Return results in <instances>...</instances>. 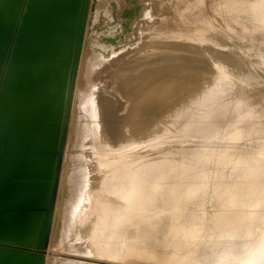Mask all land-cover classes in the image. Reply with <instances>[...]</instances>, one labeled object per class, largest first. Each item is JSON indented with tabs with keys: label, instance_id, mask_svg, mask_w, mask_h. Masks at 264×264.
Instances as JSON below:
<instances>
[{
	"label": "bare ground",
	"instance_id": "6f19581e",
	"mask_svg": "<svg viewBox=\"0 0 264 264\" xmlns=\"http://www.w3.org/2000/svg\"><path fill=\"white\" fill-rule=\"evenodd\" d=\"M183 2L89 1L45 264H264L261 125L237 88L262 80L264 46L211 33V0Z\"/></svg>",
	"mask_w": 264,
	"mask_h": 264
},
{
	"label": "water",
	"instance_id": "95a60500",
	"mask_svg": "<svg viewBox=\"0 0 264 264\" xmlns=\"http://www.w3.org/2000/svg\"><path fill=\"white\" fill-rule=\"evenodd\" d=\"M89 1L0 0V264H45Z\"/></svg>",
	"mask_w": 264,
	"mask_h": 264
},
{
	"label": "rangeland",
	"instance_id": "374dc122",
	"mask_svg": "<svg viewBox=\"0 0 264 264\" xmlns=\"http://www.w3.org/2000/svg\"><path fill=\"white\" fill-rule=\"evenodd\" d=\"M207 0H192V3H203V2H206ZM212 1V3H211V22H213V23H211L212 24V27H211V31H213V32H211V33H214V35H221L220 33H222V35L224 34L223 33V31L224 32H226L225 34H228L229 33V35H231L232 37H238V36H240V39H242L243 37L245 38V36H247V38L246 39H243V40H245V41H248V42H250V43H248L249 45H251L252 46V44H253V41L255 42V40H256V44H253V46H257V45H260V46H262L261 44H263V46H264V0H220V1H218V0H211ZM260 1V2H259ZM250 2V3H249ZM146 3V2H145ZM180 3H181V5L183 6L184 5V2H183V0L181 1L180 0ZM221 5V6H220ZM222 6H223V8H222ZM252 7V8H251ZM205 9V8H204ZM213 10V11H212ZM241 10V12H244L245 14H247L248 15V19H242V18H240V17H237V16H229V14H228V11H232V12H239ZM252 12V13H251ZM254 13L256 14L255 15V17H254ZM262 13V14H261ZM216 15V16H215ZM253 15V16H252ZM260 15V16H259ZM257 16V17H256ZM217 18V20H214V19H216ZM224 18V19H223ZM258 18V19H257ZM263 19V21L261 20V19ZM220 20V21H219ZM218 21V22H217ZM223 21V22H222ZM251 21V22H250ZM258 21V22H257ZM262 22H263V24H262ZM257 24H258V26H257ZM260 24V25H259ZM225 25V26H224ZM263 25V26H262ZM189 26H191L190 24H189ZM214 26V27H213ZM215 26H217V27H215ZM256 26V27H255ZM261 26V29L259 28ZM237 27V28H236ZM247 27H248V29H249V31H247L248 29H247ZM255 27V28H254ZM199 29L200 28H202L201 29V34L202 35H204V33H206V31H205V29L201 26V27H198ZM229 28H231V29H229ZM213 29V30H212ZM216 29V30H215ZM226 31H225V30ZM247 31H245V30ZM204 30V31H203ZM255 30V31H254ZM259 30V31H258ZM198 31V32H199ZM253 31V32H252ZM199 32V33H200ZM217 32H220V33H217ZM255 32V33H254ZM198 33V34H199ZM234 33V34H233ZM201 34L199 35V36H201ZM255 36H254V35ZM261 34V35H260ZM238 35V36H237ZM250 35V36H249ZM252 35L254 36V37H252ZM260 35V36H259ZM263 35V36H262ZM258 36V37H257ZM263 38H262V37ZM248 37H249V39H250V41H249V39H248ZM250 37H252V38H250ZM260 37H261V39H260ZM215 39V38H214ZM213 38H212V42L211 43H215V41H216V43H218L219 41L218 40H214ZM217 39V38H216ZM251 39H253V41L251 40ZM258 39V40H257ZM214 40V41H213ZM243 40H241L244 44H245V41H243ZM261 40V41H260ZM263 40V41H262ZM218 41V42H217ZM223 41V40H222ZM257 41L259 42V44L257 43ZM240 42V41H239ZM263 42V43H262ZM242 43V44H243ZM246 43V45L244 46H242V47H244V49L242 50V52H244V50L246 51V48H247V44ZM248 45V46H249ZM217 46V45H216ZM248 47L249 49L251 48H253L251 51H249L248 50V48H247V51L244 53V54H246L247 55V52L249 51V52H251L252 54L254 53V51H255V47ZM246 47V48H245ZM227 50H229V49H227ZM233 52H232V51ZM253 51V52H252ZM229 52H232V53H235V51H234V49H230L229 50ZM241 52V53H242ZM248 52V53H249ZM250 53V54H251ZM215 62V63H214ZM214 62H213V65L214 64H216L218 61H215L214 60ZM212 68L213 67H211V70H212ZM211 75H212V72H211ZM229 76H232V75H229ZM228 76V78H229V80L232 78V77H229ZM256 76V75H255ZM256 77H259L260 78V76H256ZM255 77V78H256ZM263 77V78H262ZM262 77H261V79L262 80H260V82H262L263 81V79H264V75L262 74ZM259 78H258V80H259ZM233 79V78H232ZM257 79V78H256ZM254 81H256V80H254ZM260 82H254L255 83V85H256V88H254V90H253V93L255 94L256 93V96L257 97H254L255 95H253V93L251 92V93H249L250 91H252L251 89H253L252 88V84L254 85V83L252 82H250L251 83V85L250 84H246V82H244V84H245V86H244V84H243V87H238V86H242V84L240 83V85H238V83L236 84V85H238L237 86V88L238 89H240V91H241V89L243 90V91H245V90H247V91H249V92H247V91H245V92H247V94H248V96H249V98H250V100L253 98L256 102H259V105L256 103V102H254V104L256 105L255 106V109H256V112H255V116L253 115V116H251V118H252V120L251 121H253V122H256L255 123V126L257 125V127H259L260 125V127L262 128H260L261 130H262V132L261 133H259L261 130L260 129H258L257 127H255V126H252V127H255V129L257 130H254L253 128H252V130L254 131H252L251 133H252V135H251V139L249 140V142L251 143V140H252V137L254 138V136L253 135H255V143L257 144H255L254 145V148H255V151L257 150H259V152H262V153H264V146H262L261 147V145L263 144L264 145V136H262V134H264V115H262V114H264V97H262V95L264 96V83L262 84V83H260ZM212 84H214L215 82L214 81H212L211 82ZM246 85H248L249 86V88H247L246 87ZM255 85L253 86V87H255ZM262 87H261V86ZM258 86V87H257ZM245 87L247 88V89H245ZM263 88V89H262ZM237 89V90H238ZM261 90L263 91V92H261ZM239 91V90H238ZM256 91H259V94H262V95H257L258 93L256 92ZM257 98H259L258 100H257ZM252 99V100H253ZM253 100V101H254ZM261 100H263V102H261ZM260 102L262 103V104H260ZM261 106V107H260ZM262 108V109H261ZM260 110V112H259V110ZM262 110H263V113H261L262 112ZM256 115H258V116H256ZM247 119V120H246ZM250 121V117L249 118H245V120H243V122L242 123H246L247 121ZM261 120H263V121H261ZM246 121V122H245ZM249 121L247 122V124L249 123ZM263 122V123H262ZM251 123V122H250ZM258 123V124H257ZM260 124V125H259ZM250 125H254L253 123L252 124H250ZM255 131H256V133L258 132L259 134H261V135H258V134H254L255 133ZM251 133H249V134H251ZM170 135V136H169ZM171 135H174L173 133H171V134H168V136L167 135H165V137H166V139H167V137H169L168 139L169 140H172V139H174V137L172 136L171 137ZM257 135V136H256ZM249 136V135H248ZM258 136H261V137H258ZM257 138H258V140H257ZM259 138H261V142L260 143H258L259 142ZM263 138V139H262ZM165 139V140H166ZM197 140H199L200 142H202L201 144H209V145H211L210 144V142H211V133L210 132H208V133H201L198 137H197ZM210 141V142H209ZM252 143H254V140H252ZM262 143V144H261ZM167 144V145H166ZM205 144V145H206ZM207 144V145H208ZM258 144H259V146H260V148H256L257 146H258ZM208 145V146H209ZM246 145V143H244V150H249V147H247V146H249L248 145V143H247V145ZM169 146V148L170 147H172L171 145H170V143H165L164 144V147L162 146L160 149L161 150H159V151H163V152H167V150H168V147ZM256 146V147H255ZM258 146V147H259ZM166 147V148H165ZM246 148V149H245ZM262 148V149H261ZM163 149H165V150H163ZM260 150H263V151H260ZM157 149H156V153H157ZM248 152V151H247ZM156 153H154V154H156ZM264 169V168H263ZM48 253H49V255H53L55 252H56V250L55 249H53V248H51L50 249V251H47ZM126 264H162V263H159V262H157V261H155V260H150V259H143L142 257H140V256H135L134 257V259L133 260H128V261H126ZM198 264V263H197Z\"/></svg>",
	"mask_w": 264,
	"mask_h": 264
}]
</instances>
